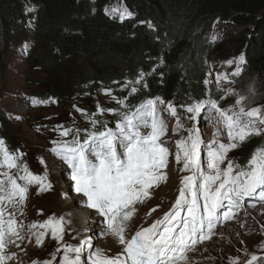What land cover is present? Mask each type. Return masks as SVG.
Listing matches in <instances>:
<instances>
[{"label":"snow or ice","instance_id":"snow-or-ice-1","mask_svg":"<svg viewBox=\"0 0 264 264\" xmlns=\"http://www.w3.org/2000/svg\"><path fill=\"white\" fill-rule=\"evenodd\" d=\"M243 60L241 55L227 62L237 64L233 75L239 74V63ZM142 77L143 72L135 82L129 83H140ZM220 79L218 75V86ZM135 91L133 87L132 92ZM248 91L254 94V86H249ZM229 92L234 90L229 89ZM105 94H111V90H105ZM235 94V104L227 108H221L210 96L188 106L181 105L192 114L190 119L196 120L203 113L207 122L215 124L213 137L208 142L202 139L198 128L184 129L175 107L168 103L166 110L177 117L173 132L181 129L187 132L186 137L176 141L175 161L183 164L180 171L189 174L181 178L179 195L172 208L149 227L136 230L130 238L126 230L136 205L149 198L150 189L167 179L163 170L168 166L170 152L161 138L168 128L157 102L148 99L126 111L108 109L118 117L115 127L109 128L104 122L102 130L97 131L96 126L101 122L93 119V130H84L83 141L79 139V129L71 141L63 139L72 129L57 125L54 130L61 139L51 142L50 151L67 165L70 171L66 174L74 181L75 192L86 197V205L103 217L101 223L106 227L102 233L113 235L123 246L122 252L109 257L101 249L93 251L89 238L79 246L66 245L60 264H82L81 253L85 249L88 252L86 264H180L187 251L212 237L222 218L232 219L242 200L256 197L264 200V147L255 149L244 166L228 159L230 151L252 135L264 132V108H246L247 97ZM113 99L127 107L122 100ZM222 132L227 135V143L220 139ZM22 157L18 151L10 152L0 139V169H3L0 171V264L11 258L3 252L8 242L6 237L21 238L19 226L13 214L7 213L6 205L23 204L30 186H38L40 192L51 188L47 172L33 173L27 163H20ZM225 161L227 166L222 168ZM40 162L44 163L42 159ZM12 169L16 172L12 173ZM155 210L151 209L148 214ZM39 227L45 232L50 230L53 239H63V217H49ZM45 232L34 233L37 244L42 243ZM257 260L253 254L247 264Z\"/></svg>","mask_w":264,"mask_h":264},{"label":"rangeland","instance_id":"rangeland-1","mask_svg":"<svg viewBox=\"0 0 264 264\" xmlns=\"http://www.w3.org/2000/svg\"><path fill=\"white\" fill-rule=\"evenodd\" d=\"M106 11L120 18L125 15L119 0L109 3ZM27 21L24 28L18 30H7L0 25V139L4 140L9 151L23 154L20 163H27L33 173L43 174L46 171L51 188L40 192L38 186H30L23 204L6 205L7 213L13 214L19 226L21 238L6 237L7 241L10 238L14 240L12 243L8 241L4 248V254L11 257L5 261V264H45V262L60 264L66 245L79 246L81 241L89 238L93 251L101 249L105 255L115 256L123 251V246L113 235L102 233L106 227L101 223L103 217L86 205V197L75 192L74 181L66 174L70 170L50 149L53 147L52 141L61 139L59 132L54 130L57 125L72 129L69 136L63 137L69 141L76 135L77 129L80 130L79 136H83L84 130L92 127L91 121L78 106L79 103L91 108L109 123L112 113L107 110L112 109L117 102L112 94H105L106 89L103 87L90 95L74 94V98L53 96L55 88L68 81V75L65 72L53 71L45 66L46 63H42L38 56L44 54L46 50L37 33L34 13L29 14ZM225 26L215 30L217 47L210 55L212 64L207 86H213V89L222 95L224 104H227L223 108L235 104L237 99L235 93L247 97L244 101L246 108H264L263 94L258 83L253 78L245 81L237 79L236 75H233L237 70V64L227 63L234 59L225 57L222 52L221 46L225 40L222 35L228 29ZM49 46L50 43H46V48ZM218 75L221 77L219 86ZM249 86H254V94H249ZM229 89L234 92H229ZM168 103L157 102V107L168 128L167 134L161 138V142L166 144L170 152L168 166L163 170L167 174V179L158 187L150 189L149 198L142 204L136 205V212L126 230L128 238L134 235L136 230L149 227L172 208L179 195L181 178L189 174L180 171L183 164H177L175 161L176 141L186 137L187 132L183 129L173 132L177 127V117L171 116L166 110ZM171 104L174 106L173 103ZM98 109L104 111L101 113ZM181 123L184 129L198 128L205 142L213 137L215 124L205 119L203 127L197 119L192 123L183 121ZM255 136L262 138L264 132ZM220 139L227 143L226 133L222 132ZM244 149L238 147L230 151L228 159L236 163L235 157L245 153ZM203 157L202 152V160ZM41 159L44 161L43 164L40 162ZM226 166L227 161L221 165L222 168ZM11 171L15 173L16 169ZM247 206L246 209H240L242 207L240 203L232 219L226 221L221 219L213 230L212 237L187 251L185 259L181 260L180 264H247L253 254L258 258L264 256V200L253 198ZM151 209L156 210L149 215ZM237 210V216L233 219ZM52 216L63 217L64 232L60 241L53 239L50 230L45 232V229L39 227ZM34 223L37 227L31 228ZM101 228L103 229L100 230ZM84 229L87 232L92 229L89 237V233L83 234ZM41 232L45 234L42 243L37 244L34 233ZM87 255L85 249L81 253L82 264H86Z\"/></svg>","mask_w":264,"mask_h":264},{"label":"trees","instance_id":"trees-1","mask_svg":"<svg viewBox=\"0 0 264 264\" xmlns=\"http://www.w3.org/2000/svg\"><path fill=\"white\" fill-rule=\"evenodd\" d=\"M115 1L0 0V25L22 29L34 13L46 50L38 57L49 69L68 75L53 96L74 98L103 87L127 106L117 103L112 109L126 111L148 99L162 100L173 103L180 121L189 123L194 121L192 114L181 105L209 96L221 108L227 105L205 83L210 80V55L217 47L215 30L226 25L222 52L232 59L243 55L235 77L253 78L264 101V0H119L122 18L106 11ZM141 72L140 83H129ZM78 106L90 121H100L96 130H102L107 120L83 103ZM117 119L112 114L107 127H115ZM197 121L205 126L203 113ZM85 134L79 136L81 141ZM239 147L245 153L235 157L236 163L244 166L255 149L264 147V137L252 135ZM254 264H264V256Z\"/></svg>","mask_w":264,"mask_h":264},{"label":"bare ground","instance_id":"bare-ground-1","mask_svg":"<svg viewBox=\"0 0 264 264\" xmlns=\"http://www.w3.org/2000/svg\"><path fill=\"white\" fill-rule=\"evenodd\" d=\"M95 228H97V227H95ZM88 229V228H87ZM90 229V228H89ZM103 228H101L100 230H102ZM92 230V229H91ZM91 230L89 231V232H87V230H83L82 232H83V234H88L89 233V235H88V237L91 235ZM20 232H22V231H20ZM14 238V237H13ZM13 238H10L8 241H10L9 243H12L13 242ZM16 240V239H15Z\"/></svg>","mask_w":264,"mask_h":264}]
</instances>
